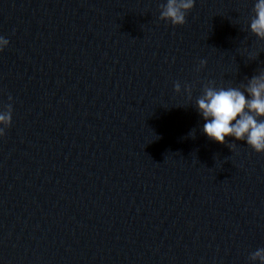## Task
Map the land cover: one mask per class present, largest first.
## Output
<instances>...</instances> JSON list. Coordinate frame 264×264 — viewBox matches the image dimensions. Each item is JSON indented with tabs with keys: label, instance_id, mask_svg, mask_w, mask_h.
I'll use <instances>...</instances> for the list:
<instances>
[{
	"label": "clouds",
	"instance_id": "obj_1",
	"mask_svg": "<svg viewBox=\"0 0 264 264\" xmlns=\"http://www.w3.org/2000/svg\"><path fill=\"white\" fill-rule=\"evenodd\" d=\"M194 6L195 0H166L160 6V19L170 21L173 26H182ZM253 13L250 31L258 39L264 40V0H255ZM8 44L7 39L0 37V51ZM205 63L201 61V67ZM174 89L177 93L181 91L179 82L174 85ZM242 89L217 88L211 81L203 88L202 95L196 100V109L205 121L203 133L220 144L227 143L228 137L245 141L256 153H264V72L252 76ZM185 91L191 97V87L186 85ZM12 112L10 103L0 110V137L11 126ZM189 135L194 138V130ZM250 259L264 264V248L254 251Z\"/></svg>",
	"mask_w": 264,
	"mask_h": 264
}]
</instances>
